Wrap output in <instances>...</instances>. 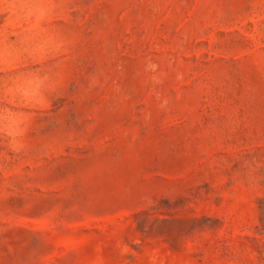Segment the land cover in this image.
I'll return each instance as SVG.
<instances>
[{
	"label": "rangeland",
	"instance_id": "1",
	"mask_svg": "<svg viewBox=\"0 0 264 264\" xmlns=\"http://www.w3.org/2000/svg\"><path fill=\"white\" fill-rule=\"evenodd\" d=\"M0 264H264V0H0Z\"/></svg>",
	"mask_w": 264,
	"mask_h": 264
}]
</instances>
